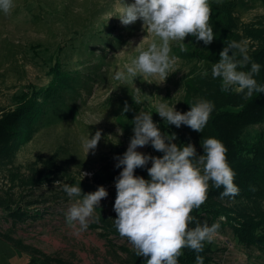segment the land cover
Here are the masks:
<instances>
[{"label":"rangeland","instance_id":"obj_1","mask_svg":"<svg viewBox=\"0 0 264 264\" xmlns=\"http://www.w3.org/2000/svg\"><path fill=\"white\" fill-rule=\"evenodd\" d=\"M123 2L131 5L134 0H14L10 14L0 11V119L23 106L54 77L64 79L65 74L93 69L98 76L68 121L35 134L19 147L0 137V264H146L114 223L115 185L123 170L116 167L117 158H123L134 137L133 121L138 114H152L162 134L168 139L175 136L172 142L178 147L192 144L197 156L205 155L206 139L221 141L239 189L247 186L246 161L264 168V118L260 124L242 128L208 121L198 137L188 126L168 125L155 107L167 103L186 114L197 100L204 99L215 106L212 117L236 111L255 97L258 93L246 98L243 93L222 91V81L212 77L211 69L231 41L246 40L251 61L261 65L254 78L264 86V0H209L213 42L205 45L188 36L183 50L172 43L170 54L177 64L167 79L139 77L134 84L115 80V73L139 54L135 48L143 39L141 49L146 50L153 37L142 21L122 25L117 9ZM237 59H241L239 54ZM250 68L251 63L240 70ZM204 71L207 76L202 75ZM135 87L143 94L138 104ZM125 105L130 109L127 112ZM97 131L102 133L101 140L86 154L82 138H91ZM136 151L156 158L164 155L151 143ZM151 166L149 161L134 175L150 181ZM81 172L88 175L83 178ZM106 180L110 184L104 185ZM65 184H80L83 194L99 187L108 192L87 230L78 235L79 225L71 227L66 216L82 197H69L63 191ZM211 188L215 187L210 181ZM204 206L201 214L216 209L236 221L247 239L262 237L264 243V198L222 202L208 197ZM18 212L37 216L34 220L8 217ZM196 255L185 248L178 264H196ZM199 255L204 264H264V254L238 243L229 227H219Z\"/></svg>","mask_w":264,"mask_h":264},{"label":"clouds","instance_id":"obj_2","mask_svg":"<svg viewBox=\"0 0 264 264\" xmlns=\"http://www.w3.org/2000/svg\"><path fill=\"white\" fill-rule=\"evenodd\" d=\"M14 6V0H0V11L5 15L10 14ZM117 12L122 25L142 21L144 29L153 37L146 50L141 49L143 39L135 48L139 54L115 73L114 79L121 83L134 84L139 77L145 81L153 78L164 82L177 64V58L170 54L172 43H178L183 50L186 47L183 42L188 36L205 45L215 39L210 25L212 8L209 0H134L131 5L123 2ZM248 51V41L245 40L231 41L220 52V59L212 65L211 72L214 79H221L222 91L243 93L246 98L254 93H264V86L254 78L260 73L261 65L251 61ZM237 54L241 59H237ZM249 63L250 71L240 70ZM202 75L207 76V71ZM135 91V103L138 104L143 94L136 87ZM155 107L156 113L168 125L177 128L185 125L201 133L215 106L208 100H197L186 114L177 112L167 103H158ZM129 110L125 105L124 112ZM133 124L134 137L116 164L117 168H123L115 185L117 196L114 203L117 214L114 223L120 236L131 243L137 255L146 259V264H178L185 248L197 253L196 264H204V257L199 253L203 252L205 241H213L220 225H200L191 213L206 203L210 181L217 189L224 188L222 197L234 198L239 194L234 183L236 173L227 161V148L218 139L208 138L202 146L205 155L197 156L192 144L178 147L172 142L175 136L168 139L162 134L153 122L152 114H138ZM120 134H123L122 130ZM101 137L102 133L97 131L91 138H82L86 154L97 148ZM149 143L156 151L164 153L162 158L136 151ZM149 161L152 163L148 168L150 181L135 176V170L144 168ZM81 175L84 178L88 174L81 172ZM63 191L69 197H82L68 209L66 216L71 227L79 225L78 235L87 230L90 219L108 192L99 187L93 193L83 194L80 184H65ZM224 219L220 217V220ZM194 222L196 226L191 228Z\"/></svg>","mask_w":264,"mask_h":264},{"label":"trees","instance_id":"obj_3","mask_svg":"<svg viewBox=\"0 0 264 264\" xmlns=\"http://www.w3.org/2000/svg\"><path fill=\"white\" fill-rule=\"evenodd\" d=\"M98 76H95V69L91 72L68 73L64 79L53 78L51 84L35 92L23 106L14 111L5 114L0 119V137L7 140L12 146L19 147L27 143L35 134L49 129L59 123L69 120L74 111L79 107L78 103L82 99L83 93L89 94L91 88L97 83ZM73 103V104H71ZM264 118V93H258L255 97L248 99L238 110L222 111L218 115L210 117L209 123L215 124V121L223 122L229 126L246 127L260 124ZM208 123V125H209ZM197 133L201 137L202 134ZM256 162L246 161L244 165L248 168L245 188L239 189V194L233 197H222L224 188H211L208 190V197L215 201L236 202L245 201L252 198H264V168L255 164ZM111 180H106L104 185L110 184ZM202 205L198 210H194L191 215L200 225L207 224L211 226L219 223L221 228L229 227L233 231L234 238L240 244L247 248H256L264 254V243H261L262 237L247 239L243 229L235 226V222L230 216L210 209L201 214ZM220 215L226 216L225 221L219 220ZM29 213H17L8 217L15 219H33ZM6 218L7 220L9 218ZM12 224L13 223L12 221ZM196 223L190 225L194 228ZM239 226V225H238ZM2 235V234H1ZM4 236H8L5 235Z\"/></svg>","mask_w":264,"mask_h":264}]
</instances>
